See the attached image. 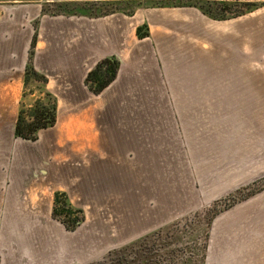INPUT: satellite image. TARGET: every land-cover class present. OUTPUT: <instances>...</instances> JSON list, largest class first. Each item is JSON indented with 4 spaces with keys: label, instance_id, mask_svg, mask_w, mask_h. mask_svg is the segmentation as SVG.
<instances>
[{
    "label": "crops",
    "instance_id": "1",
    "mask_svg": "<svg viewBox=\"0 0 264 264\" xmlns=\"http://www.w3.org/2000/svg\"><path fill=\"white\" fill-rule=\"evenodd\" d=\"M148 1L0 0V252L15 251L14 264L55 263L54 194L86 207L92 174L101 241L163 242L158 264H199L201 256L202 264H264V205L249 201L263 191L210 223L205 213L262 169L264 142L253 131L264 114V5L218 21ZM98 3L118 4L99 16ZM34 24L32 63L57 100V118L26 141L14 125ZM111 57L116 77L91 94L86 75ZM73 114L82 116L59 127V115ZM74 128L91 132L76 137ZM65 147L82 148L74 166ZM82 230L59 229L69 263L85 254Z\"/></svg>",
    "mask_w": 264,
    "mask_h": 264
},
{
    "label": "trees",
    "instance_id": "2",
    "mask_svg": "<svg viewBox=\"0 0 264 264\" xmlns=\"http://www.w3.org/2000/svg\"><path fill=\"white\" fill-rule=\"evenodd\" d=\"M158 3H155L152 7H191L199 10L203 15L213 19V20H229L232 18H236L242 16L246 13H249L262 5H255L251 3L250 0H212L207 1L210 3H202L201 0H158ZM245 2L242 7H239L237 11L232 14L227 15L228 12L232 10L230 7V2ZM250 1V3H249ZM228 2V3H227ZM118 3H113L111 5H117ZM107 5V4H105ZM116 9V8H115ZM114 10V9H113ZM113 10H108L104 12L102 15L105 16ZM51 15L57 14L56 12L50 13ZM136 36L138 38H144L147 36V33L143 32V28L136 29ZM37 38V26L34 24V33L31 39V43L28 49L27 61L24 69V87L30 79L34 83L41 85L40 93L43 95L46 100L42 103L36 102L34 106H31L30 109L26 113H23L18 110L17 118L14 125V136L15 138H19L26 141H35L38 138V134L46 129L52 128L56 123V101L55 98L45 89V85L47 83V79L44 75L36 72L33 67V56L35 53V44ZM119 62L116 58H105L99 61L90 72L86 75L84 79V84L88 88V90L93 95L100 94L116 77L118 71ZM24 93L22 94L23 98ZM25 116V117H24ZM264 178H260L255 180L251 184L242 187L214 202L209 208L206 209L205 213H208V223H210L211 219L219 214L220 212L226 210L237 202L244 201L255 194L260 193L264 190V186L261 185V182ZM68 197L66 193L56 192L54 194V203L52 208V218L54 220L59 221L65 228L66 231L73 232L75 231L82 223L83 218L78 217L81 214L80 210H74L72 206L68 203ZM221 207H218V206ZM60 206V207H59ZM72 215H76L73 219ZM61 217V218H60ZM64 217V219H62ZM159 233V232H157ZM158 236V234H156ZM149 239L146 237L145 239H141L140 241L133 243L131 245H126L124 249H122L119 254H115L118 261V264H158L160 257H163L165 253H161L162 256L159 255L158 248L151 247L149 248ZM135 246L138 247L137 255L138 258L132 257ZM116 252V253H117ZM115 253V252H114ZM113 254V253H111ZM168 256V253H166ZM131 256L132 259L128 260L127 256ZM154 257L155 263L149 261L148 259ZM203 256L199 260V264H202ZM126 260V261H125Z\"/></svg>",
    "mask_w": 264,
    "mask_h": 264
},
{
    "label": "rangeland",
    "instance_id": "3",
    "mask_svg": "<svg viewBox=\"0 0 264 264\" xmlns=\"http://www.w3.org/2000/svg\"><path fill=\"white\" fill-rule=\"evenodd\" d=\"M201 1H203L202 3H210L212 0H201ZM207 1H210V2H207ZM250 1H251V3H253L257 6L264 5V0H250ZM250 1H249V3H250ZM158 2H159L158 0L157 1L152 0V1L145 2V3H146V5L153 6L155 3H158ZM241 3H245V2H234V1L230 2V4H228V5H230V7H232V10L230 12H228L227 15L234 13L235 11H237L239 9V7H242L243 4H241ZM105 4L106 3H98V7H99L98 15H102L104 12H107L108 9L109 10L112 9V5H111V7H107V5H105ZM115 7H116V5H115ZM129 11H132V7ZM40 90H41L40 84L34 83L32 81V79L27 81V83L24 87V91H23V93H24L23 98L21 97L20 101L18 102V110L21 109L20 111L27 114V111L30 109L31 106H34V104H36V102H39V103L44 102L46 100V98L43 95H41ZM55 101H57V100L55 99ZM7 110H8V112L10 111L9 105L7 107ZM81 116H82V114H80V115L79 114H73V115H66V116L65 115H61V116L59 115L58 119L62 120L63 125H64V126L59 125V127L66 128L67 123L69 122L70 118L77 119ZM249 116L250 115H248V117ZM256 116L258 118V115H256ZM56 118H57V111H56ZM260 118H261L260 124L262 126V130L259 128L258 124L255 123L256 128L254 129L255 131H253V133L255 134L254 137L260 136V138H261V136H262V141L264 142V114L260 115ZM9 128L10 127H8L6 129V131H4V132L9 134L11 132V130ZM62 128H60V129H62ZM55 130H58V132L61 133V131L58 128H56ZM68 132H71L73 134L72 136L78 137V136H84L86 133L88 134L91 131L90 130L88 131L86 129L81 130V129L74 128V129H68ZM92 132H93V134L98 133V128L92 130ZM250 132H252V130L248 129V133H250ZM260 132H261V135H260ZM67 136L70 137L71 135L67 133L66 137ZM55 137H56V135L54 134V138ZM77 148H78V152H76V154H74V152H72V151L77 150ZM77 148L65 147V150H67L66 153H70L72 156V161H73V162L71 161L72 166L77 164L74 162L75 161L74 155H77V154L81 155L79 153L82 152V151H80V149H82L81 147H77ZM247 148L250 149L251 147L248 146ZM262 152H263V154H262V166H261L262 169L256 173L257 175H259V177H258L259 179L264 178V145L262 146ZM71 171H72V174L76 173V168H72ZM87 171H90L89 168L87 169ZM93 171L94 170L91 169V172H93ZM258 178H257V180H258ZM261 185L264 186V180L261 182ZM76 188H78V187H76ZM66 195L68 197V194H66ZM85 198L87 200L86 207L84 205L82 207L74 199L71 200L68 197V200H69L68 203L72 206V208L76 211L77 210L81 211V214L78 215V217L83 218V223L77 229H79L82 226V228H83L82 231H84L86 234L85 254L83 253V250H82L81 251L82 252L81 257H76L77 258L76 260L71 259V263L68 262L66 255L63 256V252H64L63 248H65V246L67 244V240H66V238L63 239V238H59V236H58V234L61 233L59 231V229L65 230V228L59 221L54 220L56 222V227H55V229H56V231H55L56 245H55V263L54 264H118L117 259H114V258H116L115 254L118 255L119 254L118 252H120L122 249H124V247H126V245L125 244L123 245V243H118V244L117 243H108L105 241H101L99 239L100 237H98V179L96 182V179L93 178V174L88 177ZM249 201L256 202L257 204L261 203L262 205H264V190L261 194L249 199ZM218 207H221V206L219 205ZM75 217H76V215H74V216L72 215L73 219ZM199 217H204V215L203 216H197V217L193 215L192 218L194 221H196ZM62 219H64V217ZM195 225H196V223H195ZM67 232H69V231H67ZM173 238L174 237L171 236V238H168L167 240H170ZM162 244H163V242H158L156 244V246H160ZM128 245H131V244H127V246ZM110 246H115V248L108 249ZM2 249H3V247H2ZM136 251H138L137 246H135V248H134V252H133L132 257L138 258ZM188 251L189 250H187V252ZM2 252H5L6 254L0 252V264H3L4 260L7 261L6 264H14V260L11 258L13 257V253L15 251H13L12 249H10L8 247V249L6 251L4 249ZM111 253H113V254H111ZM45 257L40 255L39 256V263H42L43 258H45ZM132 257L130 255L127 256L128 260L132 259ZM74 258H75V256H74Z\"/></svg>",
    "mask_w": 264,
    "mask_h": 264
}]
</instances>
